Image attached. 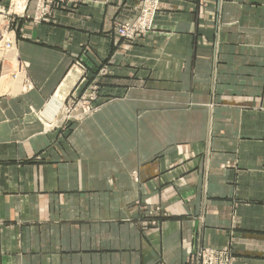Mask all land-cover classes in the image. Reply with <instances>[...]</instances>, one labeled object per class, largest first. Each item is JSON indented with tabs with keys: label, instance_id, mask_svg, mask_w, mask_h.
<instances>
[{
	"label": "crops",
	"instance_id": "crops-1",
	"mask_svg": "<svg viewBox=\"0 0 264 264\" xmlns=\"http://www.w3.org/2000/svg\"><path fill=\"white\" fill-rule=\"evenodd\" d=\"M137 3L8 18L0 264H186L201 247L264 264V0H162L119 38ZM89 94L88 114L44 116Z\"/></svg>",
	"mask_w": 264,
	"mask_h": 264
},
{
	"label": "built area",
	"instance_id": "built-area-1",
	"mask_svg": "<svg viewBox=\"0 0 264 264\" xmlns=\"http://www.w3.org/2000/svg\"><path fill=\"white\" fill-rule=\"evenodd\" d=\"M24 7L23 11L27 8L29 0H23ZM81 0H37L33 19L36 22L42 21L48 18L53 12L54 3H75ZM162 0H138L137 5L133 9V15L130 19L118 22L116 25V35L119 38L125 40L134 41L140 35H144L149 32L154 25L157 11L160 8ZM1 11V10H0ZM7 17L11 16V12L1 11ZM19 15V14H15ZM15 17V16H13ZM10 21L6 24V30H8ZM2 37H5L2 35ZM5 47L11 48L12 42L7 40ZM21 67H23L21 63ZM102 74L106 73V69H103ZM95 98L94 94H89L82 99L73 101L69 105V113H73L77 109H81V114H88L92 111V108L88 105L90 100ZM87 105V106H86ZM71 119V116H69ZM78 117V116H77ZM75 117V118H77ZM186 264H233L232 255L228 251L212 248V247H201L197 252L193 260H188Z\"/></svg>",
	"mask_w": 264,
	"mask_h": 264
},
{
	"label": "rangeland",
	"instance_id": "rangeland-1",
	"mask_svg": "<svg viewBox=\"0 0 264 264\" xmlns=\"http://www.w3.org/2000/svg\"><path fill=\"white\" fill-rule=\"evenodd\" d=\"M19 1L18 0L17 1L11 0L7 7H5V6L0 7V10L5 11V12H11V16H9V17L15 16V18H19V17H21V15H25L27 13V11L29 9V5L31 3H34V7H36V4H37V0H30L29 5L23 11V9H22L23 5H25L26 2L24 3L23 0H19ZM60 3L64 4L63 2H60ZM61 4L54 3L52 9L54 10V8L61 6ZM1 11H0V58H3V56H7L8 58L9 57L13 58V56L15 55L13 47L11 46V48H8V47L6 48L5 43L7 40H10L12 42V45H13V41L15 40V31H14L13 27H11L10 25H9L8 30H6L5 26L9 22L8 21L9 17L4 15ZM34 12H35V9H34ZM15 14H19V15H15ZM33 16H34V13H33ZM2 35H4L5 37H2ZM10 64H11V65H9V67L11 66L10 69L15 70L16 69L15 65L17 64L16 61H12ZM13 66L15 68H13ZM17 66H18V68L22 69L21 64H17ZM11 70H10V74H11ZM18 75H20V72L16 73V76H18ZM2 77H3V75H2ZM8 78H11V75H9ZM4 80H6V77H3V81ZM58 100L60 102L56 103V102H58ZM63 105L64 104H63L62 98L60 96H57L55 98V101L52 102L51 108L48 109V111H46L44 113V116L46 118H50L51 120H56L58 118L62 119V117H66V116H68V117L71 116V118H75V117L80 115L81 109H77L76 111H74L71 114V113H69V109H70L69 106L64 107Z\"/></svg>",
	"mask_w": 264,
	"mask_h": 264
},
{
	"label": "bare ground",
	"instance_id": "bare-ground-1",
	"mask_svg": "<svg viewBox=\"0 0 264 264\" xmlns=\"http://www.w3.org/2000/svg\"><path fill=\"white\" fill-rule=\"evenodd\" d=\"M15 1H17V0H15ZM19 1V0H18ZM20 2V1H19Z\"/></svg>",
	"mask_w": 264,
	"mask_h": 264
}]
</instances>
